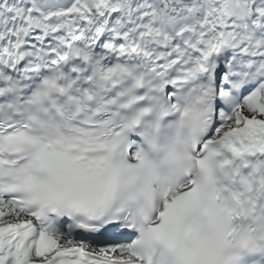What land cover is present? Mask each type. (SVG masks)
I'll list each match as a JSON object with an SVG mask.
<instances>
[{
    "label": "snow or ice",
    "instance_id": "snow-or-ice-1",
    "mask_svg": "<svg viewBox=\"0 0 264 264\" xmlns=\"http://www.w3.org/2000/svg\"><path fill=\"white\" fill-rule=\"evenodd\" d=\"M0 264H264V0H0Z\"/></svg>",
    "mask_w": 264,
    "mask_h": 264
}]
</instances>
